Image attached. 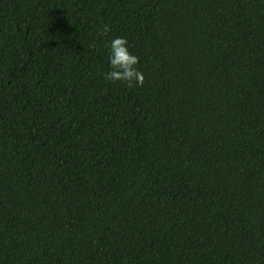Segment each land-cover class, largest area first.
I'll return each mask as SVG.
<instances>
[{
    "label": "trees",
    "instance_id": "trees-1",
    "mask_svg": "<svg viewBox=\"0 0 264 264\" xmlns=\"http://www.w3.org/2000/svg\"><path fill=\"white\" fill-rule=\"evenodd\" d=\"M0 264H264V0H0Z\"/></svg>",
    "mask_w": 264,
    "mask_h": 264
},
{
    "label": "clouds",
    "instance_id": "clouds-1",
    "mask_svg": "<svg viewBox=\"0 0 264 264\" xmlns=\"http://www.w3.org/2000/svg\"><path fill=\"white\" fill-rule=\"evenodd\" d=\"M102 31L108 32L107 25ZM108 70L103 74L106 80L125 82L129 87L143 84V73L138 69L139 57L129 50L128 41L123 36H115L107 43Z\"/></svg>",
    "mask_w": 264,
    "mask_h": 264
}]
</instances>
